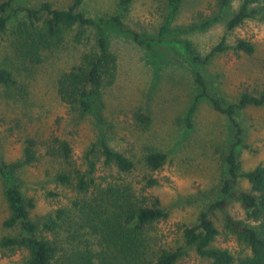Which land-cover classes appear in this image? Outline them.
Returning <instances> with one entry per match:
<instances>
[{
  "label": "rangeland",
  "instance_id": "obj_1",
  "mask_svg": "<svg viewBox=\"0 0 264 264\" xmlns=\"http://www.w3.org/2000/svg\"><path fill=\"white\" fill-rule=\"evenodd\" d=\"M42 1L45 0H15L8 14L13 19L18 15L17 8L36 6ZM49 1L68 7L75 0ZM243 1L230 0L222 18L192 30L197 23L219 15V0H184L171 25L172 32L161 35L165 0H134L128 7L119 6L118 0H83L80 9L98 22L104 18L102 30L118 54L115 84L103 89L89 111L63 102L56 89L58 76L80 60L82 45L68 37L60 48L47 52L42 63L30 65L14 52L9 32L0 34V67L12 69L18 81L8 90H0V160L8 165L25 197L33 199L30 216L36 223L42 226L56 210L71 205L74 195L55 179L63 162L50 154L53 137L72 143L78 164L87 148L100 146L103 141L135 155L137 160L149 148L156 147L168 157L155 172L159 183L151 191L160 198L168 217L154 225L152 234L160 245L181 247L176 264H210L193 245L185 243L181 229L183 225L196 224L204 211L220 230L214 245L229 248L235 254L247 252L226 226L227 216L244 217L241 203L230 197L226 207H210L224 195L223 188L229 179L225 157L233 145L245 169L264 161V104L238 110L233 122L217 112L208 99L200 98L191 125L187 122L188 112L200 92L197 74L227 105L235 103L245 91L256 95L264 92L263 2L253 4L258 13L227 32L228 20ZM115 14L123 15V26L109 21ZM96 32L97 27L91 28L93 44ZM135 33L144 42L137 40ZM224 35L230 46L238 38L251 40L255 52L237 55L230 49L207 62L194 61L196 56L203 59ZM137 113L149 116L151 121L140 122ZM27 137L35 139L38 156L30 164L24 161ZM98 173L107 175L110 171L101 169ZM6 188L0 172V241L21 233L19 227L4 224L10 216ZM246 188L247 182L241 180L233 184L232 191L238 193ZM75 213V220L82 216L81 211ZM88 236L95 241L93 234ZM26 257L24 250L4 253L0 249V264H24Z\"/></svg>",
  "mask_w": 264,
  "mask_h": 264
},
{
  "label": "trees",
  "instance_id": "obj_2",
  "mask_svg": "<svg viewBox=\"0 0 264 264\" xmlns=\"http://www.w3.org/2000/svg\"><path fill=\"white\" fill-rule=\"evenodd\" d=\"M14 1L0 3V34L9 32L14 52L28 64L42 63L46 53L60 48L68 37L84 47L80 60L58 76L56 89L63 102L82 107L84 111L91 110L95 99L103 89L115 84L118 75V54L102 30L104 18L98 22L80 9L83 0H75L68 7H59L45 0L36 6L17 8L18 15L12 19L8 11L14 8ZM133 1L118 0V3L128 7ZM259 1L264 6V0H244L228 20L227 32L258 13L253 4ZM183 2L165 0L164 22L159 28L161 35L172 32L171 25ZM229 3L230 0H219V15L197 23L192 30L205 28L222 18ZM109 21L124 25L121 14L112 15ZM94 27L97 32L93 44L91 28ZM135 35L140 40V34ZM186 42L191 45L189 40ZM230 49L237 55H252L255 44L238 38L235 45L230 46L224 35L203 59L196 56L194 61L207 62ZM196 80L200 92L188 112L189 125L200 98L208 99L217 112L227 115L233 122H236L238 110L264 104V92L256 95L245 91L235 103L227 105L223 97L208 89L200 74ZM17 82L12 69L0 67V90H8ZM136 117L140 122L151 121L142 113H137ZM25 142L24 161L34 163L38 160L36 141L27 137ZM49 146L50 154L63 162L55 179L74 193L71 205L59 208L42 226L39 225L30 216L35 205L33 199L25 197L11 177L8 165L0 160L10 210L4 224L21 230L19 235L2 238L0 249L4 253L26 251L24 264H109L108 260L110 264H176L182 253L181 247L160 245L152 234L154 225L168 217L160 198L151 191L159 183L155 172L167 162L165 151L152 147L137 160L135 155L103 141L100 146L87 148L82 163L78 164L74 159L73 145L67 139L55 136ZM235 149L233 145L225 157L229 179L223 188L224 195L211 205L210 210L224 208L230 197H236L245 215L242 218L227 216L226 226L247 252L235 254L229 248L214 245L220 230L207 211L201 213L196 224L181 227L183 240L193 245L198 254L207 257L210 264H264V161L252 169H245ZM101 169H108L110 173L100 175ZM241 180L247 182L248 188L235 193L232 186ZM78 211L82 216L75 220L73 217ZM89 234L95 236V241H90Z\"/></svg>",
  "mask_w": 264,
  "mask_h": 264
}]
</instances>
